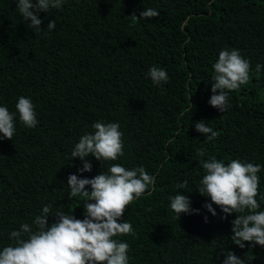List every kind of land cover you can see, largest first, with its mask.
I'll list each match as a JSON object with an SVG mask.
<instances>
[{
	"label": "trees",
	"instance_id": "16d2710c",
	"mask_svg": "<svg viewBox=\"0 0 264 264\" xmlns=\"http://www.w3.org/2000/svg\"><path fill=\"white\" fill-rule=\"evenodd\" d=\"M17 2L0 0V106L15 112L18 98L30 97L39 123L29 129L17 115L12 140L0 139V250L15 243L9 234L20 225L35 230L46 204L50 215L83 219L88 198L70 196L68 175L90 179L119 163L143 166L155 179L154 190L134 199L122 217L133 226L132 234L116 237L129 244V264H223L229 251L245 264H264V247L231 240L236 214L222 219L213 204L212 216L204 208L210 198L197 190L209 157L259 164L256 199L264 211V0H65L38 13L42 29L50 20L56 27L37 35ZM148 8L159 16L135 18ZM225 48L250 62V78L229 92L219 112L208 101L212 66ZM152 66L166 70V83L152 82ZM201 120L215 139L195 130ZM97 121L120 124L124 155L117 161L89 155L91 172L78 173L82 162L71 152ZM181 191L199 214L182 213L177 221L170 197Z\"/></svg>",
	"mask_w": 264,
	"mask_h": 264
},
{
	"label": "clouds",
	"instance_id": "9594fccd",
	"mask_svg": "<svg viewBox=\"0 0 264 264\" xmlns=\"http://www.w3.org/2000/svg\"><path fill=\"white\" fill-rule=\"evenodd\" d=\"M65 0H18L17 9L30 29L37 35L47 30H54L55 20H50L46 28L38 13H48L62 7ZM135 16V15H134ZM159 16L155 9H144L137 20ZM214 75L210 100L208 103L224 112L228 107V94L248 83L250 62L243 58L237 49H223L213 64ZM261 65L256 66L259 71ZM148 76L154 84L166 83L169 79L165 69L152 66ZM190 100V97H189ZM194 105L190 104L192 112ZM15 112L6 106H0V139L12 140L16 132V118L27 128H35L39 123L35 105L30 97L21 96L15 105ZM195 130L213 140L218 135L203 120L194 122ZM94 132L80 137L71 152L72 158H79L82 166L78 173L91 172L92 164L86 159L89 155L97 161H117L124 155L123 132L117 122L97 121L92 125ZM198 155L204 156L203 150ZM206 174L197 189L202 196L210 198L204 208L216 216L212 207L215 204L224 214L221 218L235 213L231 221V240L240 248L245 242L264 247V211L256 197L260 184L258 173L261 165L234 159L227 165L216 157H209L202 164ZM182 181L179 188L187 186ZM67 185L70 196L88 198L84 204V218L77 219L73 214L57 211L51 214V205L42 207L41 214L35 216V230L28 223L20 225L19 230L11 231L9 239L14 244L0 250V264H129V244L116 239L121 235L133 233V226L124 222L122 217L132 201L154 190L155 179L143 166L128 169L119 163H113L107 173H100L92 178L69 174ZM90 186V191L86 190ZM178 192L170 197V208L178 221L180 214H199V209L191 207L188 196ZM150 194V193H149ZM91 201V202H90ZM55 222L49 223V217ZM207 222V217H205ZM27 235V239H24ZM223 264H245V259L229 251L224 253Z\"/></svg>",
	"mask_w": 264,
	"mask_h": 264
}]
</instances>
